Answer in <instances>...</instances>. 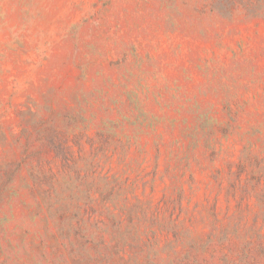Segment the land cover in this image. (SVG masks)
<instances>
[{
	"label": "rangeland",
	"instance_id": "1",
	"mask_svg": "<svg viewBox=\"0 0 264 264\" xmlns=\"http://www.w3.org/2000/svg\"><path fill=\"white\" fill-rule=\"evenodd\" d=\"M0 264H264V0H0Z\"/></svg>",
	"mask_w": 264,
	"mask_h": 264
}]
</instances>
